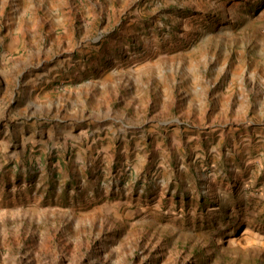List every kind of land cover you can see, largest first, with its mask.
Here are the masks:
<instances>
[{"label": "rangeland", "instance_id": "1", "mask_svg": "<svg viewBox=\"0 0 264 264\" xmlns=\"http://www.w3.org/2000/svg\"><path fill=\"white\" fill-rule=\"evenodd\" d=\"M0 264H264V0H0Z\"/></svg>", "mask_w": 264, "mask_h": 264}]
</instances>
